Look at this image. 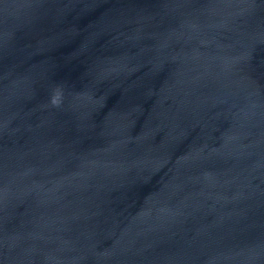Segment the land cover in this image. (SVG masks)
<instances>
[{
  "label": "water",
  "instance_id": "water-1",
  "mask_svg": "<svg viewBox=\"0 0 264 264\" xmlns=\"http://www.w3.org/2000/svg\"><path fill=\"white\" fill-rule=\"evenodd\" d=\"M0 264H264V0H0Z\"/></svg>",
  "mask_w": 264,
  "mask_h": 264
},
{
  "label": "clouds",
  "instance_id": "clouds-1",
  "mask_svg": "<svg viewBox=\"0 0 264 264\" xmlns=\"http://www.w3.org/2000/svg\"><path fill=\"white\" fill-rule=\"evenodd\" d=\"M59 98H60V93H59V91H57L52 98V103L53 104H59V102H60Z\"/></svg>",
  "mask_w": 264,
  "mask_h": 264
}]
</instances>
